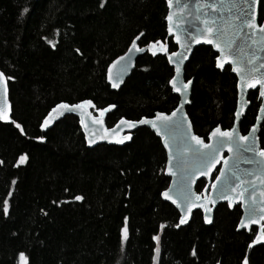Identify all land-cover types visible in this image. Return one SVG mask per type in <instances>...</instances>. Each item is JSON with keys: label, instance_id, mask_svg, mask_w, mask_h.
Instances as JSON below:
<instances>
[{"label": "trees", "instance_id": "16d2710c", "mask_svg": "<svg viewBox=\"0 0 264 264\" xmlns=\"http://www.w3.org/2000/svg\"><path fill=\"white\" fill-rule=\"evenodd\" d=\"M167 10V0H105L103 7L100 0H0V70L12 77L11 118L24 133L0 122V264H18L20 252L28 264H154V255L155 264H244L245 258L264 264V244L248 248L256 228L236 230L238 205L219 204L210 225L195 211L187 225L176 227L178 212L160 195L169 182L165 151L148 128L124 145L92 148L73 115L40 130L61 101L114 104L108 127L122 117L174 109L178 97L168 86L173 69L165 56L140 55L118 90L105 74L136 38L140 46L161 40L175 50ZM263 14L260 0L259 21ZM215 58L211 47L198 46L184 67L185 79H193L186 112L204 139L217 125L231 127L236 106V77L229 66L216 68ZM248 101L242 134L255 121L256 90ZM259 142L264 148V120ZM21 155L25 160L17 164ZM204 185L198 181L196 191Z\"/></svg>", "mask_w": 264, "mask_h": 264}, {"label": "water", "instance_id": "95a60500", "mask_svg": "<svg viewBox=\"0 0 264 264\" xmlns=\"http://www.w3.org/2000/svg\"><path fill=\"white\" fill-rule=\"evenodd\" d=\"M203 2H210V0H203ZM237 2H239V0H237ZM259 2H260V0H257V4L255 5V8H254L258 24L264 23V14L262 15L261 21H259ZM167 8H168V10H167L166 17L168 16L170 10L174 14L173 22H172L173 33H171V34L168 31L169 21L165 18L167 37H170L172 42L176 46L175 50H173V51L179 52V53H181V55L174 57L173 58L174 63H172V64L168 63V57L163 52H157L156 55L165 56L167 63L173 69L172 76H177V80H176L177 85H182L183 83H186L189 80L192 81V83L189 85L188 92L185 94V98L187 99V102H184V99L181 97V95L179 93H174L171 90V92L178 97V102H177V105L174 109H177L178 105L180 107L177 111V116L173 118L177 122V126L174 128H170L168 130L161 129V135H163L165 137V139L168 141V143L170 144V147L168 149H165L164 143L161 141L160 136H158L156 134V131L150 125L136 124L135 127L130 128V127H128V125L121 123L122 119L126 120V121H133V122L139 121L141 118L151 120L155 117V114L157 112H163V111H156V112H154V114L152 116H149V117L143 116V117H141L139 119H135V120L126 119V118L122 117V118L118 119L113 126L108 127L106 125L105 120H106L107 115L115 109V105L109 104V105L113 106L111 108L108 107L109 105H107L103 108H96L94 102L91 99H84V100H89L92 102V104L90 106H87L85 108L75 109L73 111H65L63 109H57V111L53 112L52 116L49 117V119L51 120V123L48 124V126L45 127L44 129H41V127H40V130L42 132H45L48 129L52 128L55 125V123H57L59 120H61L64 116L73 115L78 120V125H79L80 130L83 134L86 146L88 148H92L98 144H108V145H117V146L124 145V144L129 143L131 141L133 133L137 129H139L141 127H146L150 131H152L156 137H158L160 139L161 145L165 151L166 160H165V165H164V175L169 179V182H168L167 187L162 192L167 191L173 199L177 200L181 204L184 203V201L181 199V196L179 195V189L181 187H183L185 191L191 190V192H195L200 196V200L197 201L198 207L193 208L191 210V212L188 211L187 205H185L184 210L182 212L181 209L177 208L174 204L171 203V200H164L163 197H161V199L163 201L172 205L176 209V211L178 212L179 218H178L177 225H179V227H183V226L187 225L188 222L190 221L191 217H192V214L195 211H200V213L202 215L203 223L205 225H210L212 223V220H213V212H214L215 208L219 204H222V203L226 204L228 207V200L229 199L232 200V207L231 208L228 207L229 209H232L233 207H235L237 205L240 208L241 213H240V217H239L237 224L240 222L241 217H245V220L247 221L249 205L252 203V200H255L256 206H257L256 219L259 222L258 223H249L247 229L241 228L238 230L236 228V230L237 231H242V230L248 231L252 227H254V228H256V232L259 231V232H261L262 235H264V229L260 228V224H264V220H259V215H260L259 207L261 205L260 193H261V191H264V184L260 183V179L264 178V171L257 169L256 166L253 164H249V163L245 162V160L248 158L259 159V157H253V153H251V152H244L242 150L237 151L235 149V145H231V147L233 148V151L229 152V150H228L229 145L225 144L224 147L220 148L219 151L214 154L213 159L211 161H209L208 164L202 166V170L205 173L204 175H202L201 172L198 170L199 168H201V166L200 165H193L194 153L189 152L185 148V145H189L193 149H198V146L193 144V142L191 141V137L187 135L189 125L191 126V133L193 135L199 136L193 131L191 121H190V119L187 115V112H186L187 106L190 105L191 88H192V84H193V79L192 78L185 79V76H184L185 64L189 60L193 50L198 46L211 47L212 50L216 53V57L220 55V53L217 52L216 49H214L211 45L204 44L202 42V35L201 34L203 33V25H201V22H200V20L197 19V16H199L201 19H207L208 17H215L216 18L215 27H214V31H215L216 28L223 27V26L227 25L228 23H237L236 21H232L230 19V13H236L237 9L231 8V9H225L224 11L213 12V10L211 8H198L197 0H173L171 9L169 8L168 2H167ZM244 10L249 12L250 14L253 11L250 4L248 6H246ZM177 25H179V26H177ZM239 30H241L245 33L248 32L247 28H241ZM174 36H178L181 39V41H187L189 44L190 51H184L183 49H181L180 45L176 43ZM194 36L201 39V42L200 43L192 42V37H194ZM229 38H231V37H229ZM159 41L165 46V50L168 53L173 52V51H169L168 45L165 41L164 42L161 40H159ZM150 43L154 44V42H150ZM148 44H146L144 46H140L138 44V38H136V47L143 49V51L138 52V51H135V49H133L129 53V55L127 57H125L124 60H119V61H117V63L115 65H113L112 74L114 77V82H117L115 78L118 77V86L116 88H113L111 86V84L108 82V67H107L106 81L112 90H118L123 85L124 81L129 77L132 70L134 69L136 59L140 55H142L144 53H148V54L152 55V53L147 48ZM238 45L243 47V51L238 50ZM129 46L118 57L124 56V53L128 52ZM156 47H159V45H157ZM253 52L256 55V61H254V63H257V64L264 63V48H261L259 44L253 45L251 43V40H249L246 37L245 38L236 37L233 48L228 50V55H229V58L234 57L238 60V63L236 66L239 68L241 66L247 65V58ZM183 56H187V59H184L183 62L180 63V65H179L180 66V72H179V74H177L176 62L181 61ZM116 59H117V57L114 60H116ZM215 65H216V58H215ZM225 66L230 67V71L236 77V83H237V80L239 77L237 76V74L235 72L232 71V65L225 62L224 67ZM260 71L264 72V69H260ZM0 72H2V71L0 70ZM5 85L8 89L7 79L5 80ZM168 86L171 89V85L168 84ZM255 90L257 91L258 99H259L260 103H259V107H258L257 114L255 117V121L253 123V125H255V129L253 130L252 135L249 136V130L252 129L253 125L249 128L247 133L242 134L240 132V121H241L243 115L245 114L247 108L249 107L248 93L250 91H255ZM236 92H237V94H236V106H235V111L233 114L234 119H233V123H232L231 127L227 128V129H222L219 125H217V126H219V128L221 130H230L233 128V124L235 123V132L238 133V135L249 136V141L247 143L253 144V147L257 151H259L261 149L260 142H259V130H260V125L262 124V122L264 120V97L260 96L259 85H257V87L254 89L248 88L245 86L242 91H239V94H238V90L236 87ZM238 100H239L240 116L237 118L235 113L238 110ZM81 101H83V100H81ZM81 101L74 102V103L61 101V102H58L57 104L65 103V104L71 105V104H78ZM57 104H55L47 112V114L42 119L41 123L44 122L45 117L48 116L49 112ZM3 108H4L3 98L0 97V110H3ZM100 109H108V110L103 113V116H101V114L99 112ZM174 109H172L170 112H164V113L170 114ZM7 112H8V119L7 120H0V122H2V123L12 122L11 105L9 102V91H7ZM258 116H259V119H257ZM185 117L187 118L186 122H185ZM82 118H83V126L81 124ZM95 120H99L100 123H95L94 122ZM216 127H214V128H216ZM106 129H111L112 131L110 132V134L108 135V137L106 139H102L101 137L104 136ZM213 129H211L210 132H212ZM209 133H208V135H209ZM126 135L129 137L128 140H125L123 143H119V144L115 142L116 139H120ZM208 135H207L206 139H204L202 136H199L201 138V140L204 141L205 144L209 143ZM170 137H174V139H172ZM253 137H254V143H253ZM236 139H237V143H238L239 142L238 136L236 137ZM91 140H94L95 142L90 143L89 141H91ZM212 143H213V145L217 144V140L215 137H214ZM198 150L204 151V149H198ZM169 153H171V155L173 156V161L171 162V164L168 163ZM225 157H227V160L224 159ZM212 164H215V167L212 168L211 172H209L208 168L211 167ZM221 167H223L225 169L224 173L220 172ZM166 169H171L173 172L176 173V175L168 174ZM249 172H253V173H255V175H249L248 174ZM233 173H235V175ZM217 175L222 176V179L220 181H216ZM236 175H239L242 179L247 180L249 182V184L255 185V195L254 196L252 195V189L251 188H249L247 191H244L243 188H236V190L233 191V188H235L236 184L238 183V181H236V179H235ZM200 180H204L205 185H204V188L202 189V191L197 192L196 191V185H197L198 181H200ZM213 181H215V183L217 185L215 188L213 187ZM229 182H231V183L229 184ZM169 185H171V188L169 187ZM205 197L207 198L206 200H205ZM242 201H243V206H241ZM205 207L211 208V212L205 213L204 212ZM181 215H187V220L183 224H180ZM206 215L209 218L208 223L204 222V218ZM255 238H256V233H255V236L253 239H255ZM257 244H264V240L258 241ZM257 244H255V245H257Z\"/></svg>", "mask_w": 264, "mask_h": 264}, {"label": "snow or ice", "instance_id": "6c2138e0", "mask_svg": "<svg viewBox=\"0 0 264 264\" xmlns=\"http://www.w3.org/2000/svg\"><path fill=\"white\" fill-rule=\"evenodd\" d=\"M169 4V8L171 9L173 0H167ZM105 3V0H100V6L103 7ZM252 7L253 11L251 14L247 11H245V7L248 6ZM257 4V0H210V2H203V0H197V6L198 8H211L213 12L217 11H224L225 9H231L235 8L237 9L236 13H230V19L232 21H236L237 23H228L227 25L216 28L215 27V17H208L207 19H201L199 16H197V19L200 20L201 25H203V33L202 35V42L204 44L211 45L214 49H216L217 52L220 53L219 56L216 57V68L223 69L225 62L232 65V71L237 74L239 77L236 83V87L239 91H242L244 87L248 88H256L257 85H259V93L261 97H264V72H261L260 69H264V63H254L256 61V55L253 52L250 56L247 58V65L237 67L238 60L236 58H229L228 50L233 48L234 42L236 37L241 38H248L251 40V43L253 45L259 44L261 48H264V23H257V17L255 13V5ZM23 15V13H21ZM174 14L170 10L168 16L166 19L169 21V33H173L172 28V22H173ZM179 26V25H177ZM241 28H247L248 32H243L239 29ZM231 37V38H229ZM174 39L177 44L180 45L181 49L184 51H190L189 44L187 41H181V39L178 36H174ZM192 42L194 43H200L201 39L197 37H192ZM48 43L51 45L53 44V41L49 40ZM159 45V47H156ZM148 50L152 53L153 56L157 54V52H163L168 57V63L172 64L174 63L173 58L181 55L179 52H171L168 53L165 50V46L159 41H155L153 43H149L147 45ZM135 49V51H143L141 48L136 47V39H134L129 46L128 52L124 53V56L117 57L116 60H113L111 64L108 65V82L111 84L113 88H116L118 86V77L115 78L117 82H114V77L112 74L113 65L117 63L119 60H124L125 57L129 55V53ZM238 50L243 51V47L238 45ZM184 59H187V56H183L181 61L176 62V72L179 74L180 72V63L183 62ZM126 67V66H125ZM11 80L12 77H5V75L0 72V97L3 98V104L4 108L3 110H0V120H7L8 119V112H7V87L5 85V80ZM177 76H172L171 79L168 80V84L171 85V90L174 93H179L181 97L184 99V102H187V99L185 98V94L188 92L189 85L192 83L191 80L187 81L186 83H183L182 85H177L176 83ZM92 104L89 100H83L78 104H57L48 114V116L45 117L44 122L41 123L40 127L41 129H44L48 126V124L51 123V120L49 117L52 116L53 112H56L57 109H63L65 111H73L75 109H81L85 108L87 106H90ZM109 108L113 107L111 105L108 106ZM179 105L177 106V109H174L170 114H165L164 112H157L155 114V117L151 120L141 118L139 121H126L121 120V123L128 125V127H135L136 124H145L150 125L155 131L158 136H160L161 141L164 143L165 149H168L170 147V144L165 139L163 135H161V129L168 130L170 128H174L177 126V122L173 119L177 116V111L179 109ZM108 109H100L99 112L101 116H103V113L106 112ZM237 118L240 116V110H239V100H238V110L235 113ZM259 119V116L257 117ZM187 118L185 117V122ZM95 123H100L99 120H95ZM12 123L15 124V127L17 129H21V125L18 123H15L13 121ZM81 124L83 126V118L81 120ZM255 129V125L252 126V129L249 130V136L252 135L253 130ZM112 130L106 129L105 134L102 139H106L108 135L110 134ZM23 130L21 129V135H23ZM187 135L191 137V141L193 144L198 146V149H204V151H199L198 149H193L189 145H185L186 150L189 152L194 153L193 158V165H200L201 168L198 170L201 172L202 175L205 173L202 170V166L206 165L213 159V156L216 152L219 151L220 148L224 147L225 144L229 145V152L233 151V148L231 145H235V149L237 151H244V152H251L253 153V157H259V159L255 158H248L245 160L246 163L253 164L256 166L257 169L264 171V148H261L259 151H257L253 144L247 143L249 141V136H243L238 135V133L235 132V123L233 124V128L230 130H221L219 126L214 128L212 132L208 135V144H205L203 140L199 136L193 135L191 133V126L189 125V129L187 132ZM238 136V143L236 137ZM214 137L217 140V144L213 145V139ZM174 139V137H170ZM38 139H43V137H38ZM129 137L126 135L120 139H116V143H123L125 140H128ZM90 143H94V140L89 141ZM253 143H254V137H253ZM210 149V150H209ZM227 160V157L224 158ZM25 160V157L21 155L19 159L17 160V164L23 163ZM173 161V156L171 153L168 155V163L171 164ZM215 167V164H212L211 167L208 168V171L211 172L212 168ZM168 174L170 175H176L175 172H173L171 169H166ZM220 172L224 173L225 169L223 167L220 168ZM235 175V173H233ZM249 175H255L253 172H249ZM222 179L221 175L216 176V181H220ZM236 181L238 183L236 184L235 188H233V191L236 190V188H243L244 191H247L249 188L252 189V195H255V185L249 184L247 180L242 179L239 175L235 176ZM15 183V181H13ZM231 182H229L230 184ZM260 183L264 184V178L260 179ZM217 185L215 181H213V187L215 188ZM171 188V185H169ZM11 194V193H10ZM161 197H163L164 200H171V203L174 204L177 208L181 209L183 212L185 205L188 206V211L191 212L193 208L198 207L197 201L200 200V196L195 193L191 192V190L185 191L183 187L179 189V195L181 196V199L184 201L183 204L179 203L177 200L173 199L167 191L160 193ZM261 197V205L259 207V220H264V191H261L260 193ZM75 200L79 201L82 199L81 196L76 195L74 197ZM207 198L205 197V200ZM241 206H243V201L241 202ZM228 207H232V200H228ZM3 212L5 215L8 214V200L5 199L3 202ZM205 213L211 212V208L205 207L204 208ZM257 216V206L256 201L252 200V203L249 205L248 208V219L245 220V217H241L240 222L236 225V228L239 230L241 228L247 229L249 223H258L259 221L256 219ZM127 220V217H125V221ZM187 220V215H181L180 217V224L185 223ZM204 222L208 223L209 218L206 215L204 218ZM179 227V225H176ZM161 228L164 227L163 224L160 225ZM260 228L264 229V224H260ZM121 244H123L125 238H126V230L125 228H121ZM157 237L153 236V240H156ZM264 240V235L261 234V232H256V238L253 239L249 244L248 248H252L253 245L257 244L258 241ZM155 251V250H154ZM156 257L153 256V262L155 264ZM18 264H28L27 257L25 256L24 252H20L18 254ZM244 264H247V260L245 258Z\"/></svg>", "mask_w": 264, "mask_h": 264}, {"label": "bare ground", "instance_id": "6f19581e", "mask_svg": "<svg viewBox=\"0 0 264 264\" xmlns=\"http://www.w3.org/2000/svg\"><path fill=\"white\" fill-rule=\"evenodd\" d=\"M106 74V73H105ZM50 110V109H49ZM46 115V114H45Z\"/></svg>", "mask_w": 264, "mask_h": 264}]
</instances>
